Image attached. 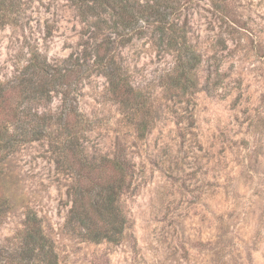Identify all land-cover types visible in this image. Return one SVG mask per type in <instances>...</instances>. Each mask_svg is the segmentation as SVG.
<instances>
[{
    "label": "rangeland",
    "instance_id": "1",
    "mask_svg": "<svg viewBox=\"0 0 264 264\" xmlns=\"http://www.w3.org/2000/svg\"><path fill=\"white\" fill-rule=\"evenodd\" d=\"M17 2L16 19L0 16V80L31 46L51 61L86 47L91 21L72 0ZM226 4L221 13L209 0H182L174 11L203 55L186 95L169 88L172 55L152 44L161 36L153 28L122 53L133 82L151 92L152 129L144 138L134 130L141 119L123 120L103 76L79 87L80 110L95 120L86 134L90 153L111 154L121 134L131 144L136 174L123 198L121 242L87 241L66 223V174L47 141H38L8 162L17 186L1 245L23 228L27 206L44 218L60 264H264V0ZM58 106L56 98L49 103Z\"/></svg>",
    "mask_w": 264,
    "mask_h": 264
},
{
    "label": "trees",
    "instance_id": "2",
    "mask_svg": "<svg viewBox=\"0 0 264 264\" xmlns=\"http://www.w3.org/2000/svg\"><path fill=\"white\" fill-rule=\"evenodd\" d=\"M209 1L221 13L227 9V0ZM72 2L91 21L86 47L63 61H51L38 46H31L13 75L0 80V225L14 208L16 196L17 181L7 173L9 160L27 144L47 141L56 167L66 174L71 203L66 223L87 241L118 244L128 225L123 198L133 188L136 174L131 144L121 134L111 154L90 153L86 134L93 131L95 120L80 110L79 87L93 74L103 76L123 120L141 119L134 126L140 140L152 129L151 112L145 110L151 92L133 82L130 62L122 54L126 47L151 28L159 32L161 36L151 41L172 55L166 78L177 96L197 85L203 55L187 37L186 24L172 17L182 0ZM17 4L0 0V16L18 17ZM54 98L59 100L55 110L49 108ZM0 264H60L44 218L32 208L26 206L23 228L12 241L0 244Z\"/></svg>",
    "mask_w": 264,
    "mask_h": 264
}]
</instances>
